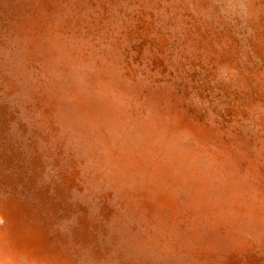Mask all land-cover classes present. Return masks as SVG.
<instances>
[{
  "label": "rangeland",
  "instance_id": "obj_1",
  "mask_svg": "<svg viewBox=\"0 0 264 264\" xmlns=\"http://www.w3.org/2000/svg\"><path fill=\"white\" fill-rule=\"evenodd\" d=\"M0 264H264V0H0Z\"/></svg>",
  "mask_w": 264,
  "mask_h": 264
}]
</instances>
